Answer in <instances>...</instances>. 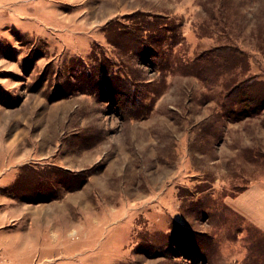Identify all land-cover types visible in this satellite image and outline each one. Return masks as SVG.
Returning <instances> with one entry per match:
<instances>
[{
  "label": "rangeland",
  "instance_id": "374dc122",
  "mask_svg": "<svg viewBox=\"0 0 264 264\" xmlns=\"http://www.w3.org/2000/svg\"><path fill=\"white\" fill-rule=\"evenodd\" d=\"M256 180L264 0H0V264H264Z\"/></svg>",
  "mask_w": 264,
  "mask_h": 264
},
{
  "label": "crops",
  "instance_id": "0c3cea01",
  "mask_svg": "<svg viewBox=\"0 0 264 264\" xmlns=\"http://www.w3.org/2000/svg\"><path fill=\"white\" fill-rule=\"evenodd\" d=\"M240 213L264 231V181L249 183L239 196Z\"/></svg>",
  "mask_w": 264,
  "mask_h": 264
},
{
  "label": "bare ground",
  "instance_id": "6f19581e",
  "mask_svg": "<svg viewBox=\"0 0 264 264\" xmlns=\"http://www.w3.org/2000/svg\"><path fill=\"white\" fill-rule=\"evenodd\" d=\"M76 231L75 230H73V233H75Z\"/></svg>",
  "mask_w": 264,
  "mask_h": 264
}]
</instances>
